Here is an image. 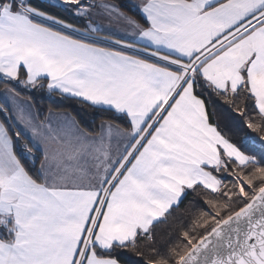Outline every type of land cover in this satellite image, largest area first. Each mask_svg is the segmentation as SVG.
Returning <instances> with one entry per match:
<instances>
[{
    "label": "snow or ice",
    "instance_id": "1",
    "mask_svg": "<svg viewBox=\"0 0 264 264\" xmlns=\"http://www.w3.org/2000/svg\"><path fill=\"white\" fill-rule=\"evenodd\" d=\"M127 7L144 23L111 0H0V78L114 117L98 132L67 113L54 126L4 85L0 264H136L126 251L143 264H264V166L211 122L204 98L251 102L264 121V0ZM197 189L210 193L194 221L203 234L157 247L155 225Z\"/></svg>",
    "mask_w": 264,
    "mask_h": 264
},
{
    "label": "trees",
    "instance_id": "2",
    "mask_svg": "<svg viewBox=\"0 0 264 264\" xmlns=\"http://www.w3.org/2000/svg\"><path fill=\"white\" fill-rule=\"evenodd\" d=\"M119 6L132 14L139 20L142 17L137 11L131 10L128 5V0H114ZM34 2L43 7L46 2L43 0H34ZM53 14L59 12L58 9L52 10ZM61 17H67L68 21L78 24H82L83 20H78L66 13L60 12ZM9 84L10 87L15 88L19 95L30 100L36 111L39 113V119L44 120L49 109L56 111L69 112L75 120L80 124V127L87 129L89 132H98L101 119H114L111 113H100L96 109L90 107L87 104L81 103L76 99L61 98L56 95H49L45 91H32L25 89L24 87L10 81H6L0 78V89L4 88L5 84ZM205 100L207 110L210 114L212 123L219 125L222 132L228 136L232 142L236 143L247 155L256 156L260 162V166H264V147H262L261 137L264 136V121H261L260 117L251 110V102L242 103L240 98H236L234 104H227L223 97L216 96L213 93H206ZM229 99H232L230 96ZM247 108V116L239 114V108ZM253 123H259L261 125L260 131H253L247 127L248 121ZM0 121H4L7 124H11V121L6 118L5 114L0 113ZM117 123L124 127L127 124L124 120H118ZM255 140V143H253ZM38 166V162H37ZM256 165H248L244 169V172L253 170ZM224 182L229 187L234 182L233 179L228 176L224 177ZM246 191L248 189L246 188ZM210 193L205 192L203 189H197L195 192L188 191L183 197L178 207H173L171 214L166 219H162L155 225L154 235L157 241V247L162 250L170 244L180 243V234L183 230L193 228L192 235L198 238V235H202L199 227H194V221L201 211H209V207L205 203ZM202 223V221H201ZM141 250L147 253L148 249L144 247V242L140 241ZM124 256L136 261V264H143V257H137L134 252L126 251Z\"/></svg>",
    "mask_w": 264,
    "mask_h": 264
},
{
    "label": "crops",
    "instance_id": "3",
    "mask_svg": "<svg viewBox=\"0 0 264 264\" xmlns=\"http://www.w3.org/2000/svg\"><path fill=\"white\" fill-rule=\"evenodd\" d=\"M111 2H113V3L117 4V5H119V4H118L116 1H114V0H111ZM128 4H129V0H128ZM120 8H121V7H120ZM121 10H122V11H125V10H123L122 8H121ZM134 11H136V10H134ZM125 12H127V11H125ZM137 12H138V11H137ZM127 13H128L129 15L133 16V15L130 14L129 12H127ZM138 13H139V12H138ZM139 14H140V13H139ZM140 16L142 17V14H140ZM135 18H136V17H135ZM97 19L101 20L102 23L105 25V27L109 28L110 33L115 32V33L119 34L120 30L123 28V25L120 24L118 21H116V20H111V21H110L106 16H98ZM136 19H137V18H136ZM137 20H139V19H137ZM139 21H140L141 23H144L143 18H142V20H139ZM69 22H70V21H69ZM71 23L76 24L78 27H82L83 24H84V21H83L82 24H78L75 20H74V22H71ZM3 93H4V88H1V89H0V103L4 102V101H3ZM18 103H20L21 106H23L25 103H31L33 110L36 111V109H35L33 103H32L30 100H28L27 98H25V97H23V96H21V95H19V97H18ZM7 106H8L10 109L13 108V103H12V100H11V99H9V100L7 101ZM64 113H67V114H68V117L75 119V118H74L69 112L62 111V110H60V111L51 110V113L48 111L47 114H46V116H45V118H47L46 122H51V123L55 126V125H56L57 123H59L60 121L64 120V118H65L64 115H63ZM10 121H11V120H10ZM11 123H12V121H11ZM99 130H100V129H99ZM99 130H98V131H99Z\"/></svg>",
    "mask_w": 264,
    "mask_h": 264
},
{
    "label": "rangeland",
    "instance_id": "4",
    "mask_svg": "<svg viewBox=\"0 0 264 264\" xmlns=\"http://www.w3.org/2000/svg\"><path fill=\"white\" fill-rule=\"evenodd\" d=\"M43 1H45L46 2V0H43ZM60 11V10H59ZM63 13H65V12H63ZM68 13H66V15H67ZM69 15V14H68ZM246 190V189H245Z\"/></svg>",
    "mask_w": 264,
    "mask_h": 264
}]
</instances>
